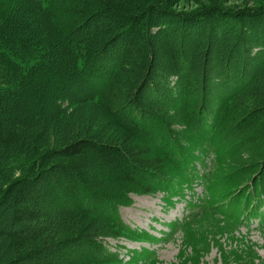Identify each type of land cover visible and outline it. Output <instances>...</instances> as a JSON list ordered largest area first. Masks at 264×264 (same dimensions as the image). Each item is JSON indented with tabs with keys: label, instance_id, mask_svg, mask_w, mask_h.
Returning a JSON list of instances; mask_svg holds the SVG:
<instances>
[{
	"label": "trees",
	"instance_id": "trees-1",
	"mask_svg": "<svg viewBox=\"0 0 264 264\" xmlns=\"http://www.w3.org/2000/svg\"><path fill=\"white\" fill-rule=\"evenodd\" d=\"M261 1L235 11L223 0H0V208L13 201L9 221L16 227L0 235V257L12 254L0 264H61L75 252L79 259L64 264H113L117 258L101 238L129 231L118 208L130 194H148L162 183L166 166L180 163L183 145L213 136L218 116L236 117L228 136L264 148ZM183 3L196 9L173 12ZM176 19L205 25L216 19L229 29L246 20L241 29L249 37L237 29L233 38L255 64L253 76L228 82L220 62L224 83L207 107L208 95L198 94L190 79L199 44L186 58L164 43L167 64L156 84L150 34H166ZM119 42L123 46L113 54ZM81 80L91 90L71 91ZM147 88L158 97L163 89L165 100L144 103ZM78 110L85 111L83 120L65 126ZM172 111L182 115L183 130L169 134L172 122L165 115ZM80 247H88L87 256L78 254Z\"/></svg>",
	"mask_w": 264,
	"mask_h": 264
},
{
	"label": "rangeland",
	"instance_id": "rangeland-1",
	"mask_svg": "<svg viewBox=\"0 0 264 264\" xmlns=\"http://www.w3.org/2000/svg\"><path fill=\"white\" fill-rule=\"evenodd\" d=\"M252 1L223 0L222 4L236 11L254 8L262 2ZM184 3L173 7V12L186 15L196 9L190 3ZM155 21L157 24L163 22L162 19ZM243 22L241 27L229 24L232 27L229 29L224 21L216 19L206 25L176 19L166 34H150L156 84L163 82L158 71L167 64L163 57L167 51L164 43L174 54L182 53L186 58L192 56L195 44H199L192 56L190 79L198 94L205 92L208 95L207 107L214 104L213 100L221 91L220 85L224 83L218 73L220 62L225 65L226 75L223 76L228 82L251 78L255 64L247 60L238 48L240 41L233 38L240 31L242 37H249L241 29L247 23L246 20ZM96 25L100 22L87 25L84 35L92 33ZM158 29L154 25L151 31ZM122 46L123 42L117 43L112 49L113 54ZM105 65L108 69L111 62ZM75 88L84 93L91 90L83 80L72 84L71 91ZM160 91L158 97V93L147 88L142 94L143 102L154 106L164 101L165 93L163 89ZM229 106L230 110L234 105ZM85 115L83 110L72 111L64 125H75ZM167 116L172 122L169 134L183 130L179 118L182 115L172 111L166 112ZM233 119L228 114L218 116L217 131L211 133L213 136L203 135L193 140V146L183 145L180 163L173 168L166 166L167 176L162 183L154 185L148 194H130V202L118 208L119 220L122 226L129 227V231L122 237L101 238L107 250L117 258L113 264H264V148L243 144L246 138L235 133L228 136L236 122V117ZM72 194L78 199V193ZM51 199L61 203L56 195L51 194ZM10 204L13 201L0 208V235L16 228L9 221ZM88 250V247H80L78 254L87 256ZM75 253L72 257L79 259ZM10 257L12 254L6 253L0 257V263ZM72 257H61V264Z\"/></svg>",
	"mask_w": 264,
	"mask_h": 264
}]
</instances>
